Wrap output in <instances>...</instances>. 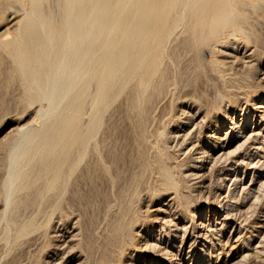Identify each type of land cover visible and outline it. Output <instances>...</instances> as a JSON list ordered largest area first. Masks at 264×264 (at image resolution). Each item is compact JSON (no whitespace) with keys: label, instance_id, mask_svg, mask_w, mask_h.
Here are the masks:
<instances>
[{"label":"bare ground","instance_id":"bare-ground-1","mask_svg":"<svg viewBox=\"0 0 264 264\" xmlns=\"http://www.w3.org/2000/svg\"><path fill=\"white\" fill-rule=\"evenodd\" d=\"M48 1L0 0V14L12 22L15 28L12 37L4 35L0 39V53L4 52L11 59V74L19 80L15 79L17 84L20 83L19 87L21 85L23 98L27 104L34 107L36 114V120H29L17 128L7 148L5 176L3 175L4 178L0 180L2 229H0V241L5 243L7 252L25 247L27 250L28 246H32V243L39 239L38 237H44L50 246L54 239L51 234L55 229V220L58 218L60 222H65L62 220L64 204L71 205L73 200L87 199L93 196L91 194L96 193L95 190L91 193L93 185L91 190L87 186L94 181L88 178H91L95 171H100L111 178L108 180L112 186V204L106 210V217L103 216V225L100 229L93 230L84 226L83 220L78 218L75 220L77 226L73 234V237L78 238L80 242L84 234L88 233V229L93 230L89 234L95 239H93L95 255L94 259L92 258L94 264H122L127 251L131 247H136L138 228L144 227L148 221V217L142 214L140 204L148 207L159 202V207L157 206L155 211L159 212L158 216L162 215L157 217L160 225L168 221L172 222V228L168 226L171 228L168 241L159 239V243L157 242L162 251L160 257L165 264H182L183 250L187 244H189L188 254L196 250L200 255L207 244L216 247L220 243H214V236L218 233L222 234L224 226H232L233 233L238 232L239 235L235 237L238 241L241 225L244 224L240 225L237 216L244 206L252 202L251 197H254L257 185L264 182V159L261 164L258 159L259 153L264 148V141L258 142V137L264 132L262 127L264 122L260 126L244 127L232 118L231 125L223 135L218 134L217 131L221 128L223 120L228 118L232 108L241 104V100L251 101L254 94L258 95L256 91L251 90L252 82L249 83V79L243 74L230 72L221 64L222 62L217 63L223 80L218 95L219 104L207 101L208 99L196 100L194 98L196 96L190 104H186L185 101L183 104L181 101L177 102L178 108L181 107L182 110L183 107H187V111L183 110L186 115L184 114L180 121L177 118V124L174 125L173 122L171 132L164 129V123L162 126L161 119L156 117L153 108L162 94L165 93L162 99L169 97L166 94L171 79L168 80L170 71L168 42L179 29L196 45L207 47L209 52L219 51L233 63L239 61L238 54L243 51L244 64L241 65L250 67L253 65V60L260 58L264 66V41L244 26L249 16L245 10L249 9L248 13L255 11L264 15V0H59L56 9L50 7ZM259 25L261 26V22ZM168 93L171 96V90ZM174 99L171 98L167 102L170 111L174 108ZM118 105H125L124 107L133 117L131 126L133 125V137L135 136L137 145V153H134L137 158L136 156L134 158L139 163V170L137 169L136 173H132L134 170L129 171L132 175L128 178V183L123 186H117L118 178L111 177L112 163L106 159L105 153L103 154V141L108 121L106 118ZM176 108L177 106L174 109ZM256 109L260 114L257 116L264 120V102H258ZM200 124H203L204 128L201 127L204 131L201 128L199 142L205 139V142L209 143L207 150L204 146L198 150L196 148L199 147L198 140L194 141V135L197 134ZM171 143L178 145L179 151H184L183 155L193 150L192 155L181 158L180 153H171ZM240 145L244 146L243 150H234L240 148ZM112 155L109 156L111 159ZM127 155H129L128 151ZM91 156L95 158L94 161L90 160ZM130 158L129 156V160ZM248 165L252 169L258 167L259 170L255 168V173L253 172L256 181H245L244 178H238L236 175L238 169L243 166L247 168ZM127 167L129 168L128 165ZM212 167L220 170L221 178L223 176L225 180L229 179L235 184V188L225 190L222 185L212 187L217 199L216 203L224 214L220 215L221 217L215 220L214 224H209L210 229L205 228L203 231L205 224L202 218L203 211H200L196 220L197 203L196 199H192L190 188H194L195 184H199L203 189L208 187L210 185L208 172ZM82 178L90 181L86 185L90 195H87L88 192L82 195L79 191V181L83 180ZM77 194H79L78 199L73 198ZM99 197L96 198L100 199ZM92 198L90 202L93 201ZM175 202L182 210H180L181 215L173 220H165L168 208ZM30 203L39 207L49 204L50 211L45 221L39 223L37 222L39 219L30 217L27 219L25 213L26 219H19L21 215L17 218L18 211L25 208V204ZM188 215H193V220L187 221ZM180 233L183 235L180 236ZM255 236L259 235L248 236L249 240ZM88 237L89 235L86 238ZM178 237H181L179 245ZM260 237L264 238L263 235ZM86 238L83 240L85 241ZM259 243L254 249L259 247ZM257 251V249L253 250L256 253ZM55 256L57 254L48 257L46 263L68 264L72 261V257L66 253Z\"/></svg>","mask_w":264,"mask_h":264},{"label":"rangeland","instance_id":"rangeland-1","mask_svg":"<svg viewBox=\"0 0 264 264\" xmlns=\"http://www.w3.org/2000/svg\"><path fill=\"white\" fill-rule=\"evenodd\" d=\"M58 2H59V0H49L48 4L50 7L52 6V8L56 9ZM248 10H245L246 14H248L249 16H247L248 17L247 22L244 23V26L248 27V28H246V29H248V31L254 33L255 35H258L262 39V41H264V29H263L264 28V17H263L264 15L261 13L259 14L258 12H255V11H254L255 13L254 12L252 13V11L250 13H248ZM4 17H3V15L0 14V39H2L4 37V35H6L8 37H10V36L12 37L15 34V28L12 25V22H9ZM249 17H250V19H249ZM258 19H260V20H258ZM252 20H253V23H251ZM259 21L261 22V26L263 24L262 27L259 25L260 24ZM258 22H259V24H258ZM254 23H255V25L259 26V28L257 26H255ZM249 28H250V30H249ZM251 30H254V31H251ZM179 32H180V34H178ZM187 38L188 37L181 31V29H179L177 31L176 35L172 38V40H170V42H168V54H169L168 63L170 66L169 67L170 71L168 72V80H169V78H171V79L169 80V85H168L167 89L169 88L168 92H169V90H171V96H170V93L167 92L166 94H168L167 96H169V97H167L168 100H167V98L162 99L164 97L165 93L162 94L158 98L159 104H158V102H156L157 104H155V106L153 108L154 112H155V113L154 112L153 113L156 115V117L158 116L157 118L159 120L161 119L162 122L160 121V123L162 126L164 123V126H163L164 129L171 132L172 126L177 124L178 121H180L181 118L184 116V114L186 115V113L184 111H187V107H183L182 110H181V107L178 108V104L180 103L179 101H181L182 104L184 101L186 104H190L191 101H193L195 99L196 100L202 99L203 101L208 99L207 101H214L217 103L220 102L218 95H219V92L221 90L223 80H221L222 77H221L220 72L217 68V63H219V62L220 63L222 62L221 64H223L225 67H227L230 72L235 71L236 73L243 74V76H246L249 79V83L252 82L251 83L252 85L250 84L251 90L256 91L258 95L254 94V96H252V98H251V101L250 100L247 101L245 99L241 100V104H238V106L234 109L232 108V110L228 114L229 115L228 118H225L223 120V123L221 124V128H219V130L217 131V132H219L218 134L223 135L225 130H227L229 128V126L231 125L232 118H234L237 121V123L240 122L241 124H243L242 126H244V127H252L255 125L260 126L261 123L264 122V120H261V118H259L260 116H257L260 114L257 112L256 106H257L258 102H260V103L264 102V66L262 65L263 62L261 61V59L256 58L255 60H253L252 61L253 65H251L250 67L248 65L243 66V65H241V64H244L243 63V61H244L243 51H240V53L238 54V56H239V61H237L238 63L237 62L233 63L232 60H230L228 58L226 59L221 53H219V51L209 52L210 50L207 47H204L201 45H196L194 42H192L191 40H189ZM197 46H198V48H197ZM203 49H205V50H203ZM170 52H172V53L170 54ZM188 53H190V54H188ZM204 54H205V56H204ZM209 54H210V56H209ZM190 55H191V58H190ZM188 56H189V58H188ZM174 59L176 62L174 61ZM228 62H229V64H228ZM10 64H11V59L4 52H1L0 53V180L3 179L5 176L7 148H8L9 143L11 142V140L14 138L17 128L22 126L24 123L29 122V120L30 121L36 120V118H35L36 114H35L34 107L27 104V102L23 98L22 91H21L22 90L21 85L19 87L18 84H20V83L19 82H18V84L16 83L17 82L16 80H18V79L11 74V71H10L11 65ZM193 64H195L194 67H192ZM204 65H206V66H204ZM243 67L245 68V70ZM244 73H245V75H244ZM176 75H177V77H176ZM172 76H174V77H172ZM202 77H203V79H202ZM215 77L218 79H216ZM175 79L178 82H176ZM179 80H180V82H179ZM217 80H219V81H217ZM175 83L177 86H175ZM177 83L180 85H178ZM217 83H219L218 85H221V86H218ZM170 84L172 86H170ZM181 84H183V85H181ZM182 86H183V88H182ZM212 86L214 87V89ZM211 87H212V89H211ZM18 88L20 89L21 92L19 91ZM174 89L175 90L177 89V91H175ZM172 91H173V93H172ZM178 92H180V96H178L179 95ZM182 95H183V98H182ZM213 95L215 97H213ZM194 96H196V97H194ZM19 98H20V100H19ZM171 98H173V99L175 98L173 107L175 108V106H177L176 109L173 108L171 110L172 112L170 111V108H168L169 103H167L170 101ZM212 98H214V99H212ZM183 99H185V100H183ZM177 102H179V103H177ZM165 103H166V105H165ZM186 104H185V106H186ZM167 105H168V107H167ZM124 106L125 105H120V106L118 105V106L114 107L115 109L113 108L112 109L113 111L111 110V112L108 114V116L106 118V121H107V119H108V121L106 123L107 128H106V132L104 135L105 139L103 141V154L105 153L104 156L106 157V159L109 162L111 161V163H112V174L113 175H111V177H113L115 179L118 178L116 181L117 186L126 185L128 183V178H130V175H132V173H136L139 170V163H138V161H136L137 155H135L136 158H134L135 157L134 153L135 152L137 153V145H136V141H135V136L133 137V135H134L133 125L131 126V124L133 123V120H132L133 117H131L132 115H130V113L127 111V109ZM155 107H156V109H155ZM161 109H163V110H161ZM29 110H31V111H29ZM166 113H168V114H166ZM30 114H31V116H30ZM117 118H118V122H117ZM177 118H178V121H177ZM176 121H177V123H176ZM126 122H128V123H126ZM173 122H174V125H173ZM108 124H109V127H108ZM263 125H264V123L262 124V127L264 128ZM130 126H131V128H130ZM201 126L204 128L203 124H200V126L198 127L199 130L196 131L197 134L194 135L195 136L194 141L196 142L198 140V146L199 147H196V148H198V150H201L203 146L206 147L205 149L207 150L208 149L207 147H209V143L205 142V139L202 142H199V140H201V134H202V129H203ZM127 129L129 131H127ZM122 131H123V133H122ZM203 131H204V129H203ZM132 132H133V134H132ZM199 132H201V134ZM119 135L121 136V138ZM198 136H200L199 137L200 139L197 138ZM117 137H118V139H117ZM132 137H133V140H132ZM106 139L109 141L108 144H107L108 141ZM258 140H259L258 142L264 141V132L262 133V135H260L258 137ZM130 143H133V144L131 145ZM106 145H107V147H105ZM109 145L111 147H113V149ZM117 145H119V146H117ZM171 145H172V147H171ZM171 145H170V147H171L170 152L171 153H180L181 158H185L186 156L190 157L192 155L193 150L188 151L185 155H183L182 153L184 151L180 152L178 145L176 146V144H172V143H171ZM240 146H241L240 148H242V149L238 148V149H234V150H237V151L243 150L244 146H242V145H240ZM122 147H125V148H122ZM263 147H264V144H263ZM131 148L132 149L134 148V149L132 150ZM262 150L264 151V148ZM127 151H128L129 155H127ZM263 151L260 152L261 154L259 153V156H258L259 164H261L260 162L263 161V159H264L262 157V156H264ZM116 152H118V153L116 154ZM119 152H121V153H119ZM110 155H112V159L115 156V159L112 160L109 157ZM129 156L131 157L130 160H129ZM119 157H121V159ZM89 158H90V160L92 159V161L95 160V158L93 156H91ZM125 158L127 159V161ZM114 160L115 161L117 160V161L115 162ZM122 160H123V162H122ZM128 160H129V162H128ZM120 161H121V164H120ZM126 162H128V164ZM134 162H136L137 164L135 165ZM259 164H257V166ZM113 165H114V167H113ZM127 165L129 166V168L127 167ZM120 166L123 168H121ZM248 166H247V168L245 166H243V167H241L242 169L241 168L238 169L236 171V175L238 176V178L239 177L244 178L245 181H249V180L256 181V177H255L256 175H253V174L255 173V168L258 169V167L255 166V168L253 167L254 169H252L250 167V165H248ZM136 167H138V168H136ZM113 168L116 169V172H114L115 169L113 170ZM124 169L125 170L127 169V170L125 171ZM133 170H134V172H132V173L129 172V171H133ZM118 171L120 172V174ZM127 171L129 174L127 173ZM97 173H98V175H97ZM220 173H221L220 170L212 167V168H210V170L208 172V176H209L208 179H210V185L208 187L203 189L202 187L199 186V184H197V185L195 184L196 186L194 185V188L192 187L193 189L190 188V192L192 193V197H193L192 199L193 200L196 199L195 201L197 203V205H196L197 208L195 209L196 211L194 210L196 213V215H195L196 220L198 219L200 211L201 210L203 211L202 212V215H203L202 218H203V222L205 223L203 231H205V228H206V230L210 229L211 226L209 224H214L215 220H219V218L224 214V213H221L223 211L220 209V206L216 203L217 199L215 198L212 187L215 185H222L225 188V190H227V189L232 190L235 188V184L231 183V181L229 179L225 180L223 176L221 178ZM234 173H235V171H233L232 174H234ZM98 176H99V178H98ZM119 176L120 177L123 176L122 178L126 181L123 182L124 180L122 178H120ZM88 179H93L94 181L91 182L90 185H87V183L89 184L90 181H88L86 179L79 181V187H80L79 191H81L80 193L82 195L85 192L86 193L88 192L89 194H87V195H90L91 186L93 185L92 186L93 190H91V193H92V191L95 190L94 192H96L97 194L94 192L93 193L96 196H94V194H91V195H93L92 196L93 198L92 197L88 198L86 196L87 199L81 200L79 198L78 201L73 200V202H71L72 206L69 204H66V203L64 204L65 208L63 209V216H62L63 219L62 220L65 222H62V221L60 222V220L58 218L55 220V224H54L55 229L53 228L54 231L51 234L52 236H54L53 241L54 240L55 241L54 242L52 241L50 246L47 244V241L44 237H38L39 239H36L35 240L36 242L34 241V243H32L34 246L31 244L32 246H28L27 250H25V248H27V247H25L24 249L23 248H16L14 251L8 253L7 247L5 246V243L0 241V264H47L46 261L51 256H54L55 254H57V256H55V257H58V255L60 256V255H63L64 253H66L68 256L72 257V261L68 264H88V263L94 264L93 259H94V255H95V246H94V240L95 239L89 233H91L93 230H96V229L98 230L101 228V226L103 225V220H104L103 216L106 217V215H107L106 210H108V206L112 204L111 202H112L113 198L111 195V191H112L111 182H110V180H108L111 178L106 177L100 171H97V172L95 171L93 176L91 178L89 177ZM100 179L104 180L106 182L105 184L107 186H105L104 182ZM81 182H84L83 183L84 185ZM100 182H102V183H100ZM86 185L89 186L88 189H90V190L87 189ZM259 185H261V186H259ZM259 185H257L258 188H257L256 192L254 193V197L253 196L251 197L252 202H250L246 206H244L243 209L241 210V213H239L237 216L238 217L237 221L241 222L240 225L244 224V225H241L242 228H241V234L239 237L240 240L238 239V241H236L235 237H237V235H239V234H238V232L233 233L232 226H226V227L224 226L225 228L222 227V234L221 233H218L217 235L215 234L214 240H213L215 244H218V243H220V244L216 245V247H212L211 245L207 244L206 248L204 249V251L201 252L200 255L196 250H194L193 252H190L188 254L187 252H189L188 251L189 250L188 249L189 244H187L183 250L182 264H194V263L195 264H241V263L242 264H264V249H263L264 248V246H263L264 245V240H263L264 238L260 237L262 235L264 236V227H263L264 226V182L259 183ZM94 186L96 187V189ZM108 186H110V187H108ZM81 187H82V190H84V191L81 190ZM97 191H99V192L101 191V192H103V194H101V192L99 193ZM187 191H189V189H187ZM86 193H85V195H86ZM106 193H107V196H106ZM100 195L101 196L103 195L102 196L103 198H101ZM29 196L31 197L32 195L30 194ZM76 196L74 195L73 198L78 199L79 194H77ZM94 197H95V199H94ZM96 197H99L100 199H98ZM90 198H92L91 200H93L94 202L93 201L90 202ZM85 200H86V202H85ZM107 202H109V204H107ZM105 203H106V205H105ZM159 204H160L159 202H156V203H153L152 205H149L148 207L145 206V204H144V207H143V205L140 204V206H142V214H143V216L146 215L145 216L146 218L148 217L147 218L148 221L144 227L138 228L139 233H138L137 238H136V247H131L127 251L128 255L126 254V256L122 259V264H165L163 259H161V257H160V254H161L160 252H162V251H161V247H159L157 245V242L159 243V241H158L159 239H162L164 242L168 241V239H169L168 233H169L170 229L172 228V222L170 221L171 222V224H170V222L168 221L167 223H163L166 225H163V224L160 225V220H158L157 217H162V215L158 216L159 212L155 211L157 206L159 207ZM0 205H1V201H0ZM68 206H70V207H68ZM177 206H178V204L175 202L174 204H172L170 206V208H168V213L165 217V220H173L174 218L181 215L180 213L182 210L179 209L180 208L179 206L178 207ZM174 207H176V208H174ZM49 211H50L49 204L43 205L40 207L37 204H31V203L25 204V208L23 207L18 211L19 213H18L17 218L21 215L19 217V219L24 220V218L26 219V217L28 216L27 219L29 217L35 218L36 220L39 219V220H37V222L40 223V222L45 221ZM0 212H1V206H0ZM82 212L83 213L85 212V214H82ZM24 213L26 214V217L24 216ZM90 213H92V214H90ZM93 213H95V214H93ZM97 213H99V214H97ZM208 213H209V215H208ZM97 215H98V217H96ZM240 215H242V216H240ZM67 216H69V217H67ZM89 216H90V218H89ZM168 217H170L171 219ZM189 217H191V218L187 219ZM78 218L80 220H83V222L82 221L81 222L83 223L84 226H88L89 228L93 229V230L88 229V227H87L88 233L84 234L83 239L86 238L87 235H89V237L85 239L86 242L82 239L80 241L82 243L79 242L78 238L73 237V234L76 232L75 230H76V226H77V224L75 223L76 222L75 220ZM70 219H71V221H70ZM186 220L187 221L193 220V215H188L186 217ZM98 221H99V225H98ZM90 224L93 225L94 227L91 226ZM159 226H160V228H159ZM168 226L171 228H168ZM0 229H1V227H0ZM1 230H0V232H1ZM242 233H244V234H242ZM181 234L183 235V233H180V236H182ZM254 234H257L259 236H255L252 240H249V237L251 235H254ZM190 237L192 239V236H190ZM261 240H263V242ZM65 241H66V244H65ZM180 241H181V237H178V239H177L178 245L180 244ZM191 241L192 240H190V242ZM224 241H225V243H224ZM261 242L263 244H261ZM222 243H223V245H221ZM255 243H256V245H255ZM257 243H259V247L256 248L258 250L257 251L258 254L256 252H253V250L256 251V249H254V248H255V246H257ZM85 244H88V246L87 245L85 246ZM225 244H227V246H224ZM90 245H93V247H91ZM5 247H6V250H5ZM84 247L86 250L83 249ZM90 247L92 248V250ZM58 248H60V249L58 250ZM61 248H63V249H61ZM20 250L22 252L19 253ZM23 250H24V252H23ZM88 250H89V252H87ZM63 251H64V253H63ZM259 252H261L262 254ZM16 253H17V255H15ZM248 253H250V254H248ZM247 254L249 255V257L247 256ZM243 256H246V257L243 258ZM245 258H247V259H245ZM49 264H51V263H49Z\"/></svg>","mask_w":264,"mask_h":264}]
</instances>
